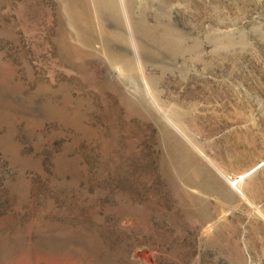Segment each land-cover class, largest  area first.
<instances>
[{"label":"rangeland","instance_id":"374dc122","mask_svg":"<svg viewBox=\"0 0 264 264\" xmlns=\"http://www.w3.org/2000/svg\"><path fill=\"white\" fill-rule=\"evenodd\" d=\"M0 264H264V0H0Z\"/></svg>","mask_w":264,"mask_h":264}]
</instances>
